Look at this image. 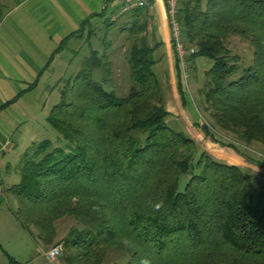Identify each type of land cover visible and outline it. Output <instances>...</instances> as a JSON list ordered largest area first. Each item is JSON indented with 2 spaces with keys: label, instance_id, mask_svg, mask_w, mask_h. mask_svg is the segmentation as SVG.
<instances>
[{
  "label": "trees",
  "instance_id": "16d2710c",
  "mask_svg": "<svg viewBox=\"0 0 264 264\" xmlns=\"http://www.w3.org/2000/svg\"><path fill=\"white\" fill-rule=\"evenodd\" d=\"M146 9L127 12L132 21L121 28L131 42L134 91L107 89L108 50H91L47 117L63 144L43 139L22 155L21 180L8 188L15 215L46 245L57 237L56 221L72 216L77 223L62 241L67 264H105L110 250L125 252V264H264V181L253 190L252 171L199 151L171 126L153 69L161 44L150 46L144 34ZM176 18L181 39L195 47L190 57L213 61L198 91L200 128L245 156L239 142L264 144V0H178ZM232 35L254 47L240 75V57L227 45Z\"/></svg>",
  "mask_w": 264,
  "mask_h": 264
},
{
  "label": "crops",
  "instance_id": "0c3cea01",
  "mask_svg": "<svg viewBox=\"0 0 264 264\" xmlns=\"http://www.w3.org/2000/svg\"><path fill=\"white\" fill-rule=\"evenodd\" d=\"M117 10L115 0H0V171L10 173L16 149L25 152L39 142L56 94L77 72L71 73L72 69L78 70L91 50H98L88 37L103 27L104 19L114 24L132 21L130 13L114 19ZM145 14L148 27L144 34L154 40L151 46L161 44L157 63H167L171 97L165 107L182 118L189 130L185 118L191 117L196 124L199 119L187 94L180 91V64L166 0H151ZM84 21L88 22L83 25ZM117 37L120 43L111 41L108 53L117 44L119 52L127 54V32L120 31ZM85 48L84 59L76 63ZM189 61L196 63L191 57Z\"/></svg>",
  "mask_w": 264,
  "mask_h": 264
},
{
  "label": "rangeland",
  "instance_id": "374dc122",
  "mask_svg": "<svg viewBox=\"0 0 264 264\" xmlns=\"http://www.w3.org/2000/svg\"><path fill=\"white\" fill-rule=\"evenodd\" d=\"M128 19H125V21ZM103 27L96 29L94 36L88 37V40L96 46L99 50V54L102 55L105 50L110 51L112 42L116 41L118 33H120L122 25L126 22L119 21L114 25H109L110 21L103 20ZM125 22V23H124ZM95 31L94 29L92 30ZM123 31V30H122ZM128 35V33H127ZM126 38L125 36L121 37ZM118 39L117 44L120 43ZM149 45L151 46L154 40L148 37ZM131 44V42H129ZM114 46L112 51L108 53V56L113 61L112 74L109 81L106 82L105 86L107 89H114L119 95L125 96L134 91L137 84L130 78V67L126 61L128 53L123 54L119 52L120 47ZM227 45L233 53H236L240 57L238 74L242 73V70L253 64L254 47L251 42L238 35H232L227 40ZM82 50L81 56L78 57L76 63L80 59H84ZM156 56H160L157 52ZM192 59V58H191ZM196 63L192 64L188 61V77H184V73H180V80L184 92L187 94L190 103L195 108L199 122L196 124L193 119L185 118L188 123L189 130L184 126L182 118L177 114L170 112L172 115L169 119L171 126L178 130H184L187 134L191 135L198 143L200 150H206L209 154L214 156L216 159L226 162L228 164H235L245 167L255 174V182L253 184L254 189L259 188V185L264 181V144L258 141L253 142L249 146L244 145L242 142L241 148L245 156L239 154L233 147L222 145L212 140L211 137H207L206 134L200 128V125L206 122V116L204 117L202 109L200 110V96L199 89L203 86L205 79V72L212 66L213 61L206 57L197 56L194 58ZM83 61V60H82ZM75 65V63H74ZM167 63L162 61L156 63L153 67L160 85L163 88L165 101L171 97L169 87L167 85ZM81 64L78 68L80 69ZM75 68L72 69L73 73ZM180 71L181 66H180ZM103 74L102 69H97L94 72V78L101 80ZM60 101V93H57L54 98V104ZM208 113H205L207 115ZM172 119V120H171ZM172 122V123H171ZM43 133L38 136L39 141L42 139H50L55 144L61 145L64 142L62 134L57 131L48 122L45 123ZM227 139H236L235 135L228 132L217 131ZM238 143V144H239ZM246 146V147H244ZM23 148H18L14 152V164L10 173H6L4 170L0 171V182L3 187L4 195H0V264H12L9 262L8 256L15 258L21 264H67L64 257H59L55 260H49L45 254L49 248L57 243L63 244V239L66 237L70 229L76 225V220L72 216H66L56 221V239L49 245H46L38 240L36 237L35 228H31V232L23 227L20 220L16 217L15 211L18 206L17 199L8 191L12 185L20 182L21 173L19 170V163L23 155ZM199 154V153H198ZM241 155V156H240ZM187 177L182 176L180 188L183 189L186 184ZM33 232V233H32ZM129 256L120 250H110L105 259V264H125L128 261Z\"/></svg>",
  "mask_w": 264,
  "mask_h": 264
},
{
  "label": "built area",
  "instance_id": "2783aa9c",
  "mask_svg": "<svg viewBox=\"0 0 264 264\" xmlns=\"http://www.w3.org/2000/svg\"><path fill=\"white\" fill-rule=\"evenodd\" d=\"M118 3V10L113 14V18L116 19L118 16L130 12L135 8L144 7L149 4L151 0H115ZM167 13L169 18V24L172 32V38L175 44V48L179 58V64L181 70L184 73V77H188V61L192 54L195 53V47L189 46L181 39L182 31L180 24L176 18L178 9V0H166ZM0 195H4L3 187L0 182ZM64 255V247L62 243H57L49 248L45 256L49 260H55Z\"/></svg>",
  "mask_w": 264,
  "mask_h": 264
}]
</instances>
